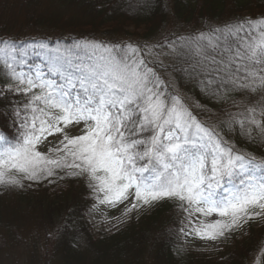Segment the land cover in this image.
<instances>
[{"label": "snow or ice", "instance_id": "obj_1", "mask_svg": "<svg viewBox=\"0 0 264 264\" xmlns=\"http://www.w3.org/2000/svg\"><path fill=\"white\" fill-rule=\"evenodd\" d=\"M66 181L109 231L166 205L185 243L264 222V15L152 42L0 34V187Z\"/></svg>", "mask_w": 264, "mask_h": 264}, {"label": "trees", "instance_id": "obj_2", "mask_svg": "<svg viewBox=\"0 0 264 264\" xmlns=\"http://www.w3.org/2000/svg\"><path fill=\"white\" fill-rule=\"evenodd\" d=\"M132 0H0V34L19 39H95L152 42L163 31H191L207 23L264 15V0H156L152 11H133ZM68 183V181H66ZM73 184L76 186H73ZM52 191L0 187V264H251L264 243V224L216 254H194L182 240L166 205L131 219L121 230L96 239L86 217L87 189L76 181ZM73 186V187H72ZM73 213V227L48 235ZM71 223V221H69ZM234 236V235H233ZM183 246L177 255L176 248ZM28 256L20 262L22 255ZM19 254L17 257L14 255Z\"/></svg>", "mask_w": 264, "mask_h": 264}, {"label": "rangeland", "instance_id": "obj_3", "mask_svg": "<svg viewBox=\"0 0 264 264\" xmlns=\"http://www.w3.org/2000/svg\"><path fill=\"white\" fill-rule=\"evenodd\" d=\"M76 181H68L67 182H62L58 187H53L50 186L52 191H59L61 189H67L69 188L73 183H75ZM73 186H76V184ZM72 186V187H73ZM151 212V211H150ZM149 213V212H148ZM147 214V213H146ZM112 215H119L118 212H113ZM86 217L88 219V222L91 226L92 229V233L94 235V237L96 239L100 238L102 234H106V233H114L117 232L121 229H123L127 224H123L119 227V230H116L115 228H112L111 231H109L108 229L111 228V224H114L115 221H111V223H105L102 221V218L100 216H96L95 219H93L92 217H90L88 215V212L86 214ZM134 219V218H133ZM255 223V228H258L259 226H261L262 224H264V222H261L259 220L253 221ZM248 228L246 227V225L240 229L239 231L235 232L230 238L235 237L234 239H232L233 241L237 242L240 241L241 239H243L244 237L247 236L248 234ZM232 240H227L225 242H216L215 245L209 247L208 244H206V242L204 241H199V240H192L189 239V241L187 243H185L184 240H182V243L184 245V248L186 250H188L189 252H192L194 254H216L218 255L219 253L223 252V250H225L226 246H231L233 245V241ZM209 244L211 242H208ZM19 254L14 255V257H16L18 259ZM26 257V262H28V258L29 255L27 256L26 253L22 255V258L20 260V262L23 261V259H25Z\"/></svg>", "mask_w": 264, "mask_h": 264}]
</instances>
